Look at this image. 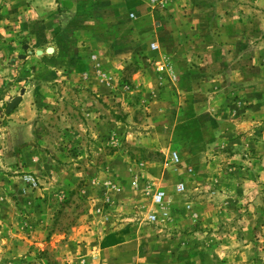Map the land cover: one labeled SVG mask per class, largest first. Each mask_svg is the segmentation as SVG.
Returning a JSON list of instances; mask_svg holds the SVG:
<instances>
[{
	"label": "rangeland",
	"instance_id": "obj_1",
	"mask_svg": "<svg viewBox=\"0 0 264 264\" xmlns=\"http://www.w3.org/2000/svg\"><path fill=\"white\" fill-rule=\"evenodd\" d=\"M204 2H104L115 30L75 34L77 45L54 64L18 34L4 39L0 264H98L108 236H119L114 255L126 264H186L188 247L211 246L190 242L194 232L226 236L221 264H264V0ZM20 3L31 0H0V27L11 28ZM97 14L91 23L106 29ZM90 20L75 18L82 27ZM177 29L228 32L209 34L205 50L203 34L192 40ZM181 52L187 65L220 61L209 70L218 77L201 83L208 128L195 115L180 120L191 85L178 86ZM22 91L31 116L20 122L11 118L19 104L6 110ZM156 191L165 193L160 206ZM194 199L210 204V230L189 225ZM83 246L92 256L76 254Z\"/></svg>",
	"mask_w": 264,
	"mask_h": 264
},
{
	"label": "crops",
	"instance_id": "obj_2",
	"mask_svg": "<svg viewBox=\"0 0 264 264\" xmlns=\"http://www.w3.org/2000/svg\"><path fill=\"white\" fill-rule=\"evenodd\" d=\"M110 1L111 0H31V3H29V7L25 8H23L22 4L20 3L18 5L19 8L17 10L12 11L13 16H11V22L9 21L12 25L11 28H5L6 26L0 27V49H3L6 46V44L4 43V39L8 38L6 40L10 41L14 39V37H16V34H18L19 36L27 39L28 42L26 48L34 47L35 52L37 53V55H35V58H37L38 60H42L45 58L46 55L47 59L52 60L51 63L54 64L55 62H58L59 58H63L64 50H67L71 46L75 47L77 45L78 37L76 38L75 34H84L90 36L95 31L110 33L115 30V23L113 20H111V9L109 6L106 7L103 5L104 2L109 3ZM190 1L198 3V0ZM214 1L218 2L220 0ZM204 3H209V0H205ZM97 13H100L103 18L106 17L108 19L106 29H104L103 27L102 30H98L97 27L91 23L90 19H92V17L95 16ZM78 16L80 18H89L90 21L88 22L87 27L78 26L79 24L77 23V21H75V18ZM177 30L179 34H185L187 32L186 34H189L190 36L194 35V38H192V40L196 38V35L203 34V38L200 43L205 50L209 49V34H217L221 38L225 37L228 32L227 29H212L211 31L210 29ZM215 38L218 37L216 36ZM88 39H90V37ZM182 42V40L179 41L180 44H182ZM215 42L218 43L217 48H222L225 46V42L221 39H218V41ZM184 55L185 53L181 52L179 53L177 59H175L176 77L178 81H182V85L179 82L178 86L180 88L183 87L184 81L189 82L191 85H189L188 97L186 99L187 101L185 102L187 109L186 111L184 110L183 113L179 112V114H182L180 120L182 123H184L185 114L195 115V117H193L195 126L202 129H204L205 127L208 128V125L206 124H208L209 122L206 119V115L208 111L209 114L211 113V103H209V105L207 104L206 97H208L209 95L206 94L205 85L203 84L202 86L201 83L202 81L206 83L212 78L218 77L216 74L209 72V70L210 68L215 69L216 66H219L220 61L215 59L210 60L206 58H200L196 61V64L198 66H193L190 63H188L187 65L186 61L183 58ZM207 66H209V68ZM197 83H199V85ZM200 96H203L202 100H199ZM30 116L31 111L29 107V102L27 100V92H25L21 98L17 109L11 115V118H16V121L22 122L26 118H30ZM205 119L208 122L206 124ZM212 145L213 140L209 143V147H211ZM205 149L206 147H204V150ZM197 160H199V158ZM192 204L195 219L189 220V225L194 226L196 223L195 221L199 220L203 228L209 226L210 230L213 224V220L210 216V204L208 206V204H206L200 199H194ZM197 238L206 239L207 242L209 241V243H211V246H209V251L206 249L205 246L200 249H196L195 246L188 247L189 249L187 252L188 255L186 264H221V260L224 258V244L219 243H221V240L222 242L225 241L226 236L223 234L221 235L219 233H213L209 236V238H206L205 236L197 237L196 233L194 232L192 235L189 236V241L196 242ZM118 240L119 236H108L106 238H103L102 242L100 241L97 244L98 246L96 247V257L97 260H99L98 264H126L122 262L119 258L118 260H116V257L114 255L117 251L116 245L118 244ZM120 240L122 241V239ZM81 251L82 253H80L79 251L76 254L79 256L83 254L88 257L92 256L88 255L90 248H86V246H83L81 248ZM86 252L87 254H85ZM117 254L119 256L123 254L121 249L118 250Z\"/></svg>",
	"mask_w": 264,
	"mask_h": 264
},
{
	"label": "built area",
	"instance_id": "obj_3",
	"mask_svg": "<svg viewBox=\"0 0 264 264\" xmlns=\"http://www.w3.org/2000/svg\"><path fill=\"white\" fill-rule=\"evenodd\" d=\"M151 47L152 48H156V45L155 44H151ZM178 156L176 154H174L172 157H171V161L173 162H178ZM181 190H183V186L180 185L179 187ZM164 198H165V193L163 191H156L152 197V201H153V204L156 205V206H160L163 201H164ZM155 216L151 215L149 216V220H154Z\"/></svg>",
	"mask_w": 264,
	"mask_h": 264
},
{
	"label": "water",
	"instance_id": "obj_4",
	"mask_svg": "<svg viewBox=\"0 0 264 264\" xmlns=\"http://www.w3.org/2000/svg\"><path fill=\"white\" fill-rule=\"evenodd\" d=\"M21 94L23 95V91L21 92ZM20 101H21V96H18L12 102L8 103L6 112L10 113L15 107H17Z\"/></svg>",
	"mask_w": 264,
	"mask_h": 264
}]
</instances>
